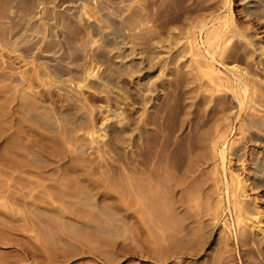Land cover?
<instances>
[{
  "label": "rangeland",
  "instance_id": "1",
  "mask_svg": "<svg viewBox=\"0 0 264 264\" xmlns=\"http://www.w3.org/2000/svg\"><path fill=\"white\" fill-rule=\"evenodd\" d=\"M256 158L264 0H0V264H264Z\"/></svg>",
  "mask_w": 264,
  "mask_h": 264
},
{
  "label": "bare ground",
  "instance_id": "2",
  "mask_svg": "<svg viewBox=\"0 0 264 264\" xmlns=\"http://www.w3.org/2000/svg\"><path fill=\"white\" fill-rule=\"evenodd\" d=\"M249 2H247L246 3V5L248 4ZM82 13L85 15L86 13H85V10H82ZM106 27V26H105ZM104 29H106L107 30V28H104ZM107 32V31H106ZM109 33H111V31H108ZM107 32V33H108ZM113 32V31H112ZM115 32V31H114ZM113 32V33H114ZM116 34V33H115ZM233 154V153H232ZM236 154V153H235ZM254 162H252L253 164L251 165V167H252V172H253V174H254V178H255V182L256 181H259L260 180V182L259 183H257V186H260V185H258V184H260L261 183V185H262V182H264V160H260L259 158L257 159L256 158V160H253ZM251 170V169H250ZM261 179H263V181L261 182ZM251 184H253V186H254V183H253V180H251ZM239 185H240V182H239ZM264 186V185H263ZM262 187V186H261ZM245 188V187H244ZM242 189H243V187H242Z\"/></svg>",
  "mask_w": 264,
  "mask_h": 264
}]
</instances>
